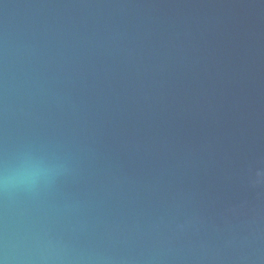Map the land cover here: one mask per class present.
Instances as JSON below:
<instances>
[{
  "label": "water",
  "instance_id": "95a60500",
  "mask_svg": "<svg viewBox=\"0 0 264 264\" xmlns=\"http://www.w3.org/2000/svg\"><path fill=\"white\" fill-rule=\"evenodd\" d=\"M0 259L264 264V0H0Z\"/></svg>",
  "mask_w": 264,
  "mask_h": 264
},
{
  "label": "clouds",
  "instance_id": "9594fccd",
  "mask_svg": "<svg viewBox=\"0 0 264 264\" xmlns=\"http://www.w3.org/2000/svg\"><path fill=\"white\" fill-rule=\"evenodd\" d=\"M40 173L34 169H20L16 171H6L0 178L4 190L20 186H34L39 182ZM0 264H8L7 258L0 259Z\"/></svg>",
  "mask_w": 264,
  "mask_h": 264
}]
</instances>
